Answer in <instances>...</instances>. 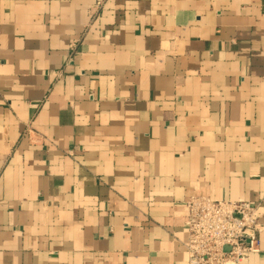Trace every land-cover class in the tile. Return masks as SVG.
<instances>
[{
    "label": "crops",
    "instance_id": "crops-1",
    "mask_svg": "<svg viewBox=\"0 0 264 264\" xmlns=\"http://www.w3.org/2000/svg\"><path fill=\"white\" fill-rule=\"evenodd\" d=\"M193 196L264 226V0H0V264H188Z\"/></svg>",
    "mask_w": 264,
    "mask_h": 264
},
{
    "label": "built area",
    "instance_id": "built-area-1",
    "mask_svg": "<svg viewBox=\"0 0 264 264\" xmlns=\"http://www.w3.org/2000/svg\"><path fill=\"white\" fill-rule=\"evenodd\" d=\"M77 46V43L71 45L69 62ZM186 206L188 264H243L259 253V237L264 231L259 206L214 201L206 196H193Z\"/></svg>",
    "mask_w": 264,
    "mask_h": 264
}]
</instances>
